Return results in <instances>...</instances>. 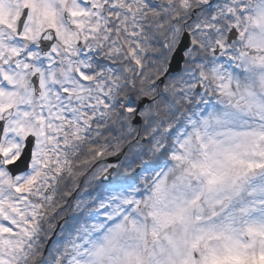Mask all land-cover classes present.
Listing matches in <instances>:
<instances>
[{
	"label": "snow or ice",
	"instance_id": "6c2138e0",
	"mask_svg": "<svg viewBox=\"0 0 264 264\" xmlns=\"http://www.w3.org/2000/svg\"><path fill=\"white\" fill-rule=\"evenodd\" d=\"M0 264H264V0H0Z\"/></svg>",
	"mask_w": 264,
	"mask_h": 264
}]
</instances>
